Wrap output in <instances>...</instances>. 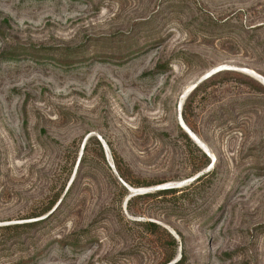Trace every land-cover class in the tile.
Here are the masks:
<instances>
[{"label": "rangeland", "instance_id": "374dc122", "mask_svg": "<svg viewBox=\"0 0 264 264\" xmlns=\"http://www.w3.org/2000/svg\"><path fill=\"white\" fill-rule=\"evenodd\" d=\"M172 254L264 264V0H0V264Z\"/></svg>", "mask_w": 264, "mask_h": 264}, {"label": "trees", "instance_id": "16d2710c", "mask_svg": "<svg viewBox=\"0 0 264 264\" xmlns=\"http://www.w3.org/2000/svg\"><path fill=\"white\" fill-rule=\"evenodd\" d=\"M222 73H223V74H226L227 72H218V73L212 75L211 77H209V78H208L207 80H205L203 83H206V81H211L213 78H215V77L221 75ZM198 87H199V86H196V88H195L193 91H195ZM111 155H112L113 165H114V168H115V170H116V173H117L118 177L121 178V179H123L125 182H127V183H128L129 185H131V186H133V185H134V186H138V185H136L135 183H133L132 181H130L128 175L125 173V170H123L122 167H121V161L119 160V158H117V156H116L114 153H111ZM210 164H211V160H210L209 158H208V159L206 158V162L204 163L203 167H205V166H207V165H210ZM203 167L198 168L196 172L200 171ZM213 173H214V172H207V173L203 174L202 176H199L198 178L195 179V181H194L193 183H191V184H190L189 186H187V187L193 186L194 183H197V182L200 181L202 178L207 177V176H210V175H212ZM112 175H113V174H112ZM74 181H75V179H73V181L71 182L70 186L67 188V190H66V192H65V194H64V196H63V198H62V200L60 201V203H62L63 200H64V198L68 195L70 189H71L72 186H73ZM123 187H124V186H123ZM176 191H177V189H175V188H169V189H163V190H160V191H158L156 194H159V195H163V194H164V195H165V194H168V193H174V192H176ZM126 195H127V191L125 190L124 196H126ZM141 197H143V196H136L135 198L138 199V198H141ZM57 198H59V196H58ZM132 199H134V197L131 198V199H129L128 202H127V210H128V212H131V211H130L131 209H130V207H129V203H130V201H131ZM55 202H56V199H55L54 201L50 202V204L48 205V207H46V209H44V210L42 211V213L47 212L48 210H50V209L52 208V206L55 204ZM42 213H41V214H42ZM143 225L147 228V231H148V232H150V233H152V234L155 232V231H154V228H156V225H155L154 223H151V222H144ZM20 227H21V226H20ZM22 227H25V226H22ZM174 245H176L175 242H174ZM172 258H173V254L170 255V257H168V258L165 260L164 264L169 263V262L172 260ZM180 261H181V260H180ZM180 261L176 262L175 264H180Z\"/></svg>", "mask_w": 264, "mask_h": 264}, {"label": "water", "instance_id": "95a60500", "mask_svg": "<svg viewBox=\"0 0 264 264\" xmlns=\"http://www.w3.org/2000/svg\"><path fill=\"white\" fill-rule=\"evenodd\" d=\"M223 70H232V69H229V68H220V69H218V70L212 72L211 74L213 75V74L218 73V72L223 71ZM211 74H209L207 77H209ZM210 77H211V76H210ZM205 78H206V77H205ZM180 106H181V104H180ZM178 122H179V125H180V127L182 128V130H184V132H185V133L188 135V137L190 138L188 131H186V130H189V131H190V129L184 124V122H183V120H182V118H181L180 115L178 116ZM194 136H195V138L198 140L197 136H196V135H194ZM203 145H204V144H203ZM203 152H204L205 155L211 160V163L213 164V162H214V158H213L211 155H209L210 152L207 153V152L204 151V150H203ZM109 167L111 168L112 172L118 177V175H117V173H116V170H115V168H114V165L111 164V163H109ZM118 179H119V181L122 183V185H123L128 191L132 192V194L134 193L133 188L127 186L124 182H122V180H121L119 177H118Z\"/></svg>", "mask_w": 264, "mask_h": 264}, {"label": "bare ground", "instance_id": "6f19581e", "mask_svg": "<svg viewBox=\"0 0 264 264\" xmlns=\"http://www.w3.org/2000/svg\"><path fill=\"white\" fill-rule=\"evenodd\" d=\"M184 131V130H183ZM186 131H188V133H189V136H190V139L203 151H206L207 153H209V150L199 141V140H197L196 138H195V134H193L192 132H191V130L189 131V130H186ZM209 155H211L210 153H209ZM212 156V155H211Z\"/></svg>", "mask_w": 264, "mask_h": 264}]
</instances>
